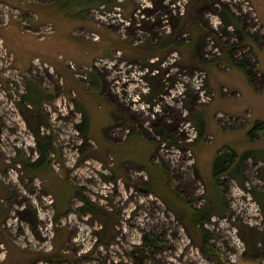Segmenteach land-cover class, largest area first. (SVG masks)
I'll return each mask as SVG.
<instances>
[{
  "label": "rangeland",
  "instance_id": "374dc122",
  "mask_svg": "<svg viewBox=\"0 0 264 264\" xmlns=\"http://www.w3.org/2000/svg\"><path fill=\"white\" fill-rule=\"evenodd\" d=\"M50 1L0 0V264H264V0Z\"/></svg>",
  "mask_w": 264,
  "mask_h": 264
},
{
  "label": "trees",
  "instance_id": "16d2710c",
  "mask_svg": "<svg viewBox=\"0 0 264 264\" xmlns=\"http://www.w3.org/2000/svg\"><path fill=\"white\" fill-rule=\"evenodd\" d=\"M54 2L56 4H58L61 7V10L65 12V14H67L68 16L72 17V18H85V12L86 10H88V8H91L92 6L95 8H99L100 6H103L105 8H113L114 6H116L117 3L116 0H54ZM71 7H73L74 9H71ZM94 9V8H92ZM90 9V11L92 10ZM91 13V12H90ZM229 20L226 19L224 22H228ZM174 47L170 48L168 47L169 51L174 50H178V49H183L182 46H178L175 44H173ZM187 50H190L193 53V57L195 58L198 55V51H197V42L194 41L193 43H190L186 46H184ZM162 48H164V46H162ZM179 51V50H178ZM197 58V57H196ZM250 69H247V72L250 73ZM28 93L29 96H23V101H28V103H33L32 105H37L41 100L43 101L44 99V95L41 94V92L39 90H37L38 92H36V89H34L33 87L29 86L28 89ZM42 95V96H41ZM41 101V102H42ZM41 102L39 103V105L41 104ZM88 127V125H87ZM202 134V132H201ZM48 138V136H42L41 139L38 141V152L39 153V157H38V161L35 163H31L28 164L26 163L25 165H27L26 169L29 170L30 172L34 173L35 175L40 174L42 169H45L44 166L47 164V161L49 160V152L53 150V141L51 139H46ZM46 139V140H45ZM216 164L214 166V172L215 175L219 177L225 175V174H232V167L231 165L227 164L228 162H231L234 160V153L233 152H225L222 155H217L216 157ZM228 171L230 173H228ZM264 207V203L262 205ZM264 209V208H263ZM206 209H204V211L202 212L201 210H198L197 212H195L193 214V219L194 222L197 224L203 223L205 222L207 219L210 218V212L205 214ZM211 238V234L208 232L203 233L201 239L203 241H201V243H199L198 245H200V248L202 249V252L204 253V255L208 256L209 258L214 259L213 257H217L219 254L222 256V253L219 252L212 244L209 243V240ZM158 237H151V235L149 233L144 234V244L145 245H155L158 244L157 240Z\"/></svg>",
  "mask_w": 264,
  "mask_h": 264
},
{
  "label": "built area",
  "instance_id": "2783aa9c",
  "mask_svg": "<svg viewBox=\"0 0 264 264\" xmlns=\"http://www.w3.org/2000/svg\"><path fill=\"white\" fill-rule=\"evenodd\" d=\"M115 7V10L113 11V12H116V8H119L120 9V12H121V7H120V5H116V6H114ZM113 7V8H114ZM113 8H111V9H113ZM105 9V7H103V6H100L99 7V9L98 10H104ZM110 9V8H109ZM120 12L118 11V14H120ZM71 66H72V68L73 69H76V66L74 65V64H71ZM88 69H86V70H81V71H78L77 72V75L80 77V78H83V79H87L88 78V71H87Z\"/></svg>",
  "mask_w": 264,
  "mask_h": 264
},
{
  "label": "crops",
  "instance_id": "0c3cea01",
  "mask_svg": "<svg viewBox=\"0 0 264 264\" xmlns=\"http://www.w3.org/2000/svg\"><path fill=\"white\" fill-rule=\"evenodd\" d=\"M50 6L51 7H53V10H56L57 12H59V11H61V7L58 5V4H56L55 2H54V0H51L50 1ZM28 8H30V7H28ZM64 12V11H63ZM65 13V12H64ZM63 13V14H64ZM64 16H65V14H64ZM72 17H69V19H71Z\"/></svg>",
  "mask_w": 264,
  "mask_h": 264
}]
</instances>
